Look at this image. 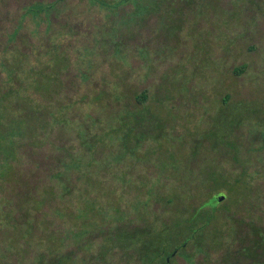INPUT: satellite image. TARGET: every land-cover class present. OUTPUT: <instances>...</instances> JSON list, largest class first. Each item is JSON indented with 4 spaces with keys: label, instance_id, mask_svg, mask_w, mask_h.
<instances>
[{
    "label": "rangeland",
    "instance_id": "rangeland-1",
    "mask_svg": "<svg viewBox=\"0 0 264 264\" xmlns=\"http://www.w3.org/2000/svg\"><path fill=\"white\" fill-rule=\"evenodd\" d=\"M102 1L0 0V264H128L120 229L210 264L264 225V0ZM19 61L49 64L31 98L4 90Z\"/></svg>",
    "mask_w": 264,
    "mask_h": 264
},
{
    "label": "trees",
    "instance_id": "trees-1",
    "mask_svg": "<svg viewBox=\"0 0 264 264\" xmlns=\"http://www.w3.org/2000/svg\"><path fill=\"white\" fill-rule=\"evenodd\" d=\"M91 1L99 3L102 6L106 5V3H103L102 0H100V1L91 0ZM123 1L124 0H122V1L120 0V2H123ZM113 7H115V6H111V8H113ZM144 9H146V6H144V3L143 4H140V3L135 4V11L134 12H136V10H137V12H139L140 10L144 11ZM136 14H138V13H136ZM23 65H21V61H19L17 64L8 63L7 65H4V68L7 70V74L9 76V80H10L9 86L6 87V89H4V90H8V91H5V93H7V94H10V92H14V94L17 97L20 96L23 98H26V97L31 98V97L35 96L33 94L38 92V90H39L37 76L44 77V74L47 75V73L45 71L47 70L49 64L43 65L44 70L43 69L38 70L34 66H31L30 69H28V71L24 72V74L26 76H23V78H21V76L19 77L18 72L16 74L15 71L18 70L20 72V71L24 70ZM241 70H242V68H237V69L234 68V71L236 74H240ZM17 80L19 81L18 86L14 84V82H16ZM21 81L22 82L28 81L29 84L22 83ZM0 90H2L1 87H0ZM133 98L135 99L136 105L137 106L140 105L141 108H137L138 110H134L133 108L131 109V108L126 106L124 112L125 111L126 112L127 111H129V112L135 111V112H139L142 114H146L149 111V108H148L149 106L147 105V101L149 99V93L146 90H142L139 92H133ZM143 136H145V137H147V139H149V138H151V136H153V134L151 135V134H149V132L144 133V131L142 130V137ZM144 140H146V139L144 138ZM127 153H129V152H123L122 155H120V154L119 155L123 156ZM68 166H69V164L67 163V167ZM56 175L58 177H67V176L61 174L60 171H57ZM63 187H66V184L62 185V188ZM65 190L66 189H63L62 192L65 193ZM52 191H53V193H55L54 188L52 189ZM117 210H118V208H117ZM118 229H119V227H118ZM120 231L121 232L116 233V236L111 235V237H108V239L106 241H108L109 243L107 246L105 245L106 247L104 248V251L102 252V254L107 255L108 252H111V258H112L113 257L112 251H114L116 248H120V249H122L121 252L123 253L121 258L125 257V259L126 258L128 259L129 257L136 255L139 258L140 257L142 258L144 264H151L152 262L147 259L148 251L150 250V248H152L151 250L157 249L155 239H156V236L158 234H155V233H152L149 231H145L143 236L138 237V232H129L126 229H123V230L120 229ZM158 237H159V235H158ZM61 255H60L61 257L59 259H61L63 257V254H61ZM39 256H41V258L39 260L43 261L44 259H42V257L45 258V256L43 254H41ZM65 256H67V255H65ZM68 256H70V255H68ZM39 260H38V262H36V264H39ZM162 262H163V264H166L164 259ZM44 263H45V261H44ZM53 264H58V261H56Z\"/></svg>",
    "mask_w": 264,
    "mask_h": 264
},
{
    "label": "flooded vegetation",
    "instance_id": "flooded-vegetation-1",
    "mask_svg": "<svg viewBox=\"0 0 264 264\" xmlns=\"http://www.w3.org/2000/svg\"><path fill=\"white\" fill-rule=\"evenodd\" d=\"M36 5H38V6L34 7L31 5L29 8L32 10L33 13L37 12V14H40L42 11H46V10H48L47 12L50 13L51 9L56 8V6H57L56 4H52V3H49V4L37 3ZM48 15L49 14H47L46 17H48ZM46 20L48 21V27H49L50 20H49V18H47ZM71 29L72 28L69 27L68 30L71 31ZM19 30H20V28L16 27L14 29V31L12 32L13 34H15V37L19 33L18 32ZM149 70H148V72H146V74L149 73ZM17 72H18L19 77L21 76V78H23V76H26L24 74L25 70H22L20 72L18 70L15 71L16 74H17ZM16 83L18 86L19 85L18 80L16 81ZM22 83L29 84L28 81H26V82L23 81ZM146 125H148V122H146V121L143 122L142 124L139 123V126L144 131V133H147L148 130H150V129L155 130V128L146 127ZM258 134L260 135L262 141L258 147H256V146L255 147L257 149V152H262V151H264V141L262 138L264 136L261 132H258ZM149 139L153 140V138H149ZM147 140L148 139L144 140L143 143L145 144V142ZM144 144H143V146H145ZM152 144L150 146H152ZM263 154H264V152H263ZM221 195L223 196V194L217 193L214 197L213 196L211 197L214 199L213 204H215V206H218L222 203V201L220 202V200L218 199V197ZM251 210H253V209H251L249 207L248 209H246L245 211H242V212H244L245 215L249 217V216L255 214L254 212L249 213V211H251ZM258 217H259V215H258ZM262 219L264 220L263 217H262ZM239 220H240L239 224L247 227L248 230H245L244 234H242V235L240 232H238V231L236 232V236H237L236 247H233V248L225 247V245H223L224 241H222V245L220 246V248L223 246L222 247L223 251L221 252L220 258H218V259L216 258L213 261L208 260L210 262V264H219V263H221V264H264V228H263L264 225L259 224L258 220L254 221L253 219H250L249 222H245L244 218H241ZM246 235L251 236V237L247 238ZM232 238H234V236ZM184 240H185V238H184ZM184 240L182 242L183 243L182 247H186L188 244L187 242L185 243ZM190 240L193 241L194 239H190ZM234 248H236V249H234ZM179 249H180V247H176L174 250H172L171 255L168 254L167 256H165V263L166 264H173V255L177 254V252L180 251ZM147 259H148V257H147ZM128 261H129L128 264H135L137 262H139L140 264H144L142 258L141 257L139 258L136 255L129 257L127 259V262ZM151 264H153V262Z\"/></svg>",
    "mask_w": 264,
    "mask_h": 264
},
{
    "label": "water",
    "instance_id": "water-1",
    "mask_svg": "<svg viewBox=\"0 0 264 264\" xmlns=\"http://www.w3.org/2000/svg\"><path fill=\"white\" fill-rule=\"evenodd\" d=\"M222 198V195L218 197V199L220 200Z\"/></svg>",
    "mask_w": 264,
    "mask_h": 264
}]
</instances>
